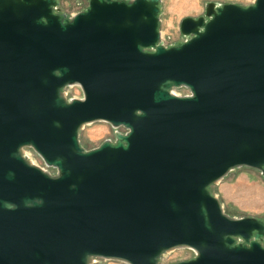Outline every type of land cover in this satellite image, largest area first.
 <instances>
[{"label":"water","instance_id":"obj_1","mask_svg":"<svg viewBox=\"0 0 264 264\" xmlns=\"http://www.w3.org/2000/svg\"><path fill=\"white\" fill-rule=\"evenodd\" d=\"M160 2L0 0V264H264V220L209 189L238 167L264 180V0L208 2L169 46ZM95 121L126 132L86 149Z\"/></svg>","mask_w":264,"mask_h":264},{"label":"rangeland","instance_id":"obj_2","mask_svg":"<svg viewBox=\"0 0 264 264\" xmlns=\"http://www.w3.org/2000/svg\"><path fill=\"white\" fill-rule=\"evenodd\" d=\"M254 0H161L159 14V30L164 46L183 42L184 36L179 31V23L184 17H197L204 15L205 5L214 2L217 5L223 3H236L247 6ZM57 11L65 13L68 17L84 10L88 6V0H58ZM176 94H186L184 87L173 88ZM68 98L77 96L76 89H65ZM115 129H111L105 121H95L83 126L79 132L80 144L86 149L100 144L104 139H114ZM24 154L28 159L50 173L55 169L44 164L43 160L30 147L24 148ZM211 193L221 202L225 213L232 217L254 216L264 220V180L259 171L249 167H238L231 170L223 179L209 187ZM240 239H236L239 242ZM264 245V240L262 242ZM194 257V251L190 248H178L167 251L159 259L160 264H168L178 260ZM96 264H129L125 261L98 258Z\"/></svg>","mask_w":264,"mask_h":264},{"label":"flooded vegetation","instance_id":"obj_3","mask_svg":"<svg viewBox=\"0 0 264 264\" xmlns=\"http://www.w3.org/2000/svg\"><path fill=\"white\" fill-rule=\"evenodd\" d=\"M76 89L77 91H79V94H80V96L78 97V98H81L82 97V90H81V88H80V86L78 85V84H71V85H67V86H65L62 90H63V92H64V94H65V89ZM65 96H66V98H67V95L65 94ZM109 126L111 127V129L113 130V129H115V128H113L110 124H109ZM119 129H120V127H118ZM115 131V130H114ZM116 132V131H115Z\"/></svg>","mask_w":264,"mask_h":264},{"label":"built area","instance_id":"obj_4","mask_svg":"<svg viewBox=\"0 0 264 264\" xmlns=\"http://www.w3.org/2000/svg\"><path fill=\"white\" fill-rule=\"evenodd\" d=\"M162 42V41H161ZM72 98H78L77 96H73V97H70V98H68L67 97V99L69 100V99H72ZM115 131H119V132H121V133H125L126 132V128H124L123 126H120V129L119 128H115ZM192 250V249H191ZM97 260H98V257H94L93 259H92V263L91 264H96L97 263ZM170 263H172V262H170ZM169 264V263H168Z\"/></svg>","mask_w":264,"mask_h":264}]
</instances>
